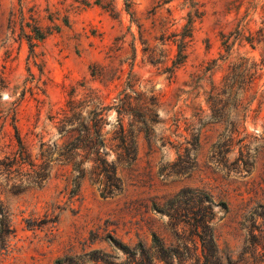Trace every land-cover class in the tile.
<instances>
[{"label":"rangeland","instance_id":"rangeland-1","mask_svg":"<svg viewBox=\"0 0 264 264\" xmlns=\"http://www.w3.org/2000/svg\"><path fill=\"white\" fill-rule=\"evenodd\" d=\"M189 13L187 55L171 74L168 68ZM34 22L47 33L31 54L25 34ZM239 72L245 78L242 88L234 85L231 94H218L225 78ZM135 92L157 96L158 118L164 122L155 125L150 143L139 135L132 167L117 166L123 190L102 197L85 178L71 195L70 166L56 160V151L45 152L54 141L61 143L57 119L88 95L112 105L124 93L134 101ZM212 95L221 99L219 122L208 119ZM240 99L245 116L224 161L216 142L226 120L238 118ZM200 119L205 122L201 127ZM116 122L112 108L104 126L107 137ZM14 126L32 160L41 161L40 151L50 156L51 172L42 187L18 193L0 180L12 228L5 241L0 235V264H54L84 247L111 253L98 239L89 244L91 234L148 244L151 231L166 235L164 218L151 210V203L184 186H204L227 202L215 234L220 248L237 257L243 241L239 222L264 202V149L258 148L254 162L246 156L255 153L264 135V0H0V159L15 150ZM199 127V148L194 150L192 136ZM240 145H245L241 164L253 162L250 173L218 169L238 159ZM185 148L195 160L191 174L165 178L162 170L171 169ZM106 157L115 159L111 151Z\"/></svg>","mask_w":264,"mask_h":264},{"label":"trees","instance_id":"trees-1","mask_svg":"<svg viewBox=\"0 0 264 264\" xmlns=\"http://www.w3.org/2000/svg\"><path fill=\"white\" fill-rule=\"evenodd\" d=\"M191 23L192 14L189 13L185 25L186 33L178 40L175 59L172 67L168 68L171 74L186 58L185 36L191 33ZM28 26H30V33L25 34V37L29 43L30 53L34 54L35 42L44 39L47 32L35 22ZM149 57L154 61L152 51ZM225 79L224 89L218 94L225 92L231 94L234 85H237L239 90L245 84L243 72L233 73ZM134 94L135 102L131 96L124 93L118 96L112 105L104 104L97 96L88 95V98L70 108L68 112H63L57 119V136L61 143L54 141L51 146L46 147L45 152L56 151V160L70 166L71 176L67 187L71 195L77 194L85 178L97 185L102 197L113 196L123 190V181L117 175V166L132 167L138 158L139 135L143 133L150 143L155 125L164 122L158 118L160 102L157 96L151 94L146 97L143 93L136 92ZM217 96L212 95L207 99L211 108L209 122L222 121L223 112L222 107L219 106L221 99ZM112 108L115 109L117 122L111 136L107 137L104 126L108 112ZM245 110L246 106L240 99L236 106L238 118L232 122L226 120L224 133L220 134L216 142L215 147L219 153L223 154L224 161L231 150L233 133L240 128ZM125 117L128 118L127 125L124 124ZM204 123L201 119L199 120L200 127ZM200 127L192 136L191 145L194 150L199 148ZM14 128L15 150L0 159V180L12 193H18L30 187L40 188L50 177V156L40 151L41 161L37 162V157L36 161L32 160L17 127L14 126ZM241 141L242 139H239L237 142ZM259 143L253 155L248 152L246 154L247 157H252L253 162L259 152L258 148L264 149V135ZM102 146L107 150L102 151ZM244 147L245 145L239 146V157L233 164L229 166L222 164V167L218 169L222 171L224 169L227 174L234 171L242 176L248 175L253 162L241 164ZM188 150V148L184 149V155L178 154L177 161L171 165V169L162 170L165 178L187 177L191 174L195 160L186 153ZM109 151L114 154V161L107 160L106 155ZM151 210L164 218L166 235L151 231L148 244L142 240L129 244L111 233L99 238L91 234L88 238L89 244H93L98 239L107 244L111 253L101 248H90L91 246L87 245L89 250L84 247L81 253H65L58 257L54 264H264V202H257L239 222L243 241L237 257H234L230 250L220 248L217 243L215 224L228 211V205L208 188L181 187L176 192L165 196L163 200H153ZM220 212L222 214H219ZM10 232H12L10 212L0 198L1 240L5 241L7 233Z\"/></svg>","mask_w":264,"mask_h":264}]
</instances>
